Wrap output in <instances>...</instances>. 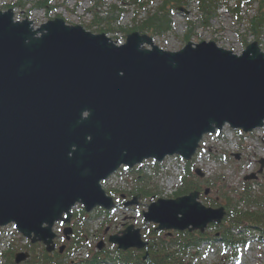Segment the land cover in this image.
Returning <instances> with one entry per match:
<instances>
[{
	"label": "water",
	"instance_id": "95a60500",
	"mask_svg": "<svg viewBox=\"0 0 264 264\" xmlns=\"http://www.w3.org/2000/svg\"><path fill=\"white\" fill-rule=\"evenodd\" d=\"M31 25L0 11V227L15 223L50 252L55 223L63 214L69 222L76 204L87 212L112 208L101 181L122 165L189 160L205 134L226 124L244 132L264 126V52L257 42L242 55L215 42L171 52L139 32L119 46L61 19L38 30ZM199 198L196 191L159 199L145 220L160 231L204 232L226 211ZM133 204L137 197L126 203ZM109 242L121 250L148 245L132 225ZM28 257L17 254L16 263Z\"/></svg>",
	"mask_w": 264,
	"mask_h": 264
},
{
	"label": "rangeland",
	"instance_id": "374dc122",
	"mask_svg": "<svg viewBox=\"0 0 264 264\" xmlns=\"http://www.w3.org/2000/svg\"><path fill=\"white\" fill-rule=\"evenodd\" d=\"M42 1L45 0H0V11L12 10L15 21L29 20L34 30H38L43 24L55 19L64 20L69 26H81L94 34L100 33L97 31L99 28H105L110 31L107 33L109 38L117 44H124L130 34L129 30L141 26L149 16L159 15L164 5V0H49L48 6H50L47 9V7H38L37 4ZM213 3H215V8H211L210 14H205L200 8L199 0H187L186 4L181 5L184 11H177L174 8L169 12L170 29L163 34L151 35L146 32L145 34L152 37L154 45L171 52L180 51L189 42L194 44L215 42L218 47L239 55L250 44L257 42L260 50L264 52V28L261 36L256 39L257 36L253 33L250 23L251 19L258 14L259 5L257 2L254 0H213ZM237 4H240L239 16L234 12ZM97 18L102 20V24L99 26L94 23ZM108 21H111L110 26H108ZM143 47L151 48L148 44ZM237 154L240 156L239 158L236 157ZM262 159L264 160V126L251 133H244L226 125L220 135L205 136L198 151L191 159L192 164L189 171V173L194 174L195 168H201L206 174L204 178H198L194 174V179L200 181L202 190L211 189L207 196L201 194L200 201L209 205V198H217L218 206L221 199L216 188L220 187L233 190L236 193L235 196H240L244 189V177L254 173L257 174L259 184L249 181L252 184V189L264 194V188H262L264 186V169L261 173L258 172ZM152 162L149 161L146 165L148 167H144L143 171L152 178L150 182L146 180L148 184L145 186L152 193L154 192L153 197L148 199L140 197L138 204L128 208L123 207L120 201L110 218H104V214L103 216H96V210L88 213L90 217L91 215L95 216L88 222L86 228L90 242L88 249L91 248V244H93V249L95 244L102 240L105 242V247L108 248L107 251L115 254L114 247L108 244L107 236L120 233L128 225H134L141 229L143 234L146 227L143 222V213L147 211L148 206L158 199L176 198L175 194L180 186L179 175L183 174L182 168L183 165L186 166L185 162L176 156H172L163 162L159 174H155ZM137 174L134 173V175ZM128 177L129 174L127 178L123 177L125 182ZM112 180L118 181L119 184L124 182L119 177ZM135 182L133 181L130 185L132 190L141 187V182ZM109 184L111 187L116 186L112 181ZM122 186L118 185L119 188ZM77 209L78 206L73 209V212ZM147 226L148 228L155 227L153 224ZM77 228L79 227L77 226ZM105 229L106 231H104ZM60 231V226L56 225L54 228V232L57 234L55 243L58 246L62 244L60 235H58ZM216 231L215 228L209 227L204 233L208 232L214 235ZM243 234L246 237L247 245L239 248L236 252V258L226 259L232 255V251L225 250L219 243L213 247L204 243L198 257L193 260L194 263L264 264V235L259 238L260 234L257 231H247ZM0 239H2V235H0ZM13 240L15 245L13 248L10 247L13 252L12 255L17 252L29 255V258L20 264H36L34 254L40 253L44 246L38 243V249L32 252V247L27 244L26 238L18 234ZM1 247L0 251L9 253L10 248L6 249L7 247L5 248L0 244ZM65 247L67 248L68 244ZM66 252L63 255L71 256ZM2 261L3 258H0V264ZM39 264H43V262Z\"/></svg>",
	"mask_w": 264,
	"mask_h": 264
},
{
	"label": "trees",
	"instance_id": "16d2710c",
	"mask_svg": "<svg viewBox=\"0 0 264 264\" xmlns=\"http://www.w3.org/2000/svg\"><path fill=\"white\" fill-rule=\"evenodd\" d=\"M187 0H164V5L161 8L159 15L149 16L143 21L141 26L129 30V32L139 31L141 33L163 34L165 31L170 29L169 12L174 8L186 4ZM259 5L258 14L256 17L251 19L250 23L252 26L253 33L257 36L256 39L261 36L262 29L264 28V0H254ZM49 0L39 2L37 5L40 8H49ZM200 8L205 14H210L211 8H215L213 0H199ZM172 8V9H171ZM234 12L237 16L240 15V4L235 6ZM102 20L99 18L94 20V23L98 26L101 25ZM111 21H108L110 26ZM100 33H109L105 28H99L97 30ZM192 162H186V168L184 170V177L181 179V186L178 188L175 196H181L189 194L193 191L202 190V186L196 181L195 175L190 171ZM146 176H140L139 182L141 187L137 189V193L142 195V198L153 197L154 192L146 187ZM146 183V184H145ZM256 184H259L258 182ZM225 187L216 188L220 193V204L226 208L227 216L221 225L212 224L210 227L215 228L217 231L214 235L210 233L195 232H175L172 235L168 233H160L153 227L146 235L149 241L148 254L144 251L129 250L126 252L118 251L117 258L110 256V254L103 257L101 253L95 254L90 260L83 262L82 264H101L102 262L109 260L113 264H193L188 260L187 256L193 253V250H198L202 244L216 245V243L222 245L226 249H236L240 244H244L246 239L243 237L244 231L257 230L260 234H264V194H260L258 191L252 189L251 183H245L243 191L240 196H235V191L224 189ZM264 188V186L262 187ZM135 195V194H134ZM134 197V196H133ZM208 199V197H206ZM210 206H217V198L210 199ZM102 209H97L95 214L103 215L107 214ZM95 217V216H94ZM93 218V216H91ZM91 218L87 217L83 207H79L78 211L74 213V219L76 227L84 228L87 226L88 221ZM74 225V224H73ZM79 229L75 230L76 233ZM72 243L69 244L70 249L74 246H82L84 244L85 236L84 231L79 230ZM32 248L31 251L38 249V244H29ZM12 251L4 254V264H15L14 254ZM198 252L192 254L194 258ZM12 255V256H11ZM36 257V264L43 262V264H73L72 262L66 261V254H61L59 250L54 253L46 252L45 248L42 247L40 254H34Z\"/></svg>",
	"mask_w": 264,
	"mask_h": 264
}]
</instances>
